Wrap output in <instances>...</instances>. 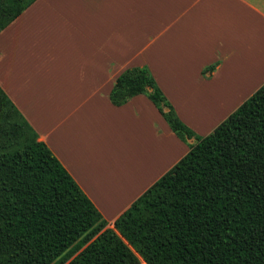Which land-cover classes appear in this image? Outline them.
<instances>
[{"label":"crops","instance_id":"obj_1","mask_svg":"<svg viewBox=\"0 0 264 264\" xmlns=\"http://www.w3.org/2000/svg\"><path fill=\"white\" fill-rule=\"evenodd\" d=\"M134 66L208 134L264 83V0H35L0 31L1 88L109 226L194 143L110 101Z\"/></svg>","mask_w":264,"mask_h":264},{"label":"trees","instance_id":"obj_2","mask_svg":"<svg viewBox=\"0 0 264 264\" xmlns=\"http://www.w3.org/2000/svg\"><path fill=\"white\" fill-rule=\"evenodd\" d=\"M34 1L0 0V31ZM137 94L194 143L109 226L0 86V264H264V83L206 135L147 66L109 98Z\"/></svg>","mask_w":264,"mask_h":264}]
</instances>
